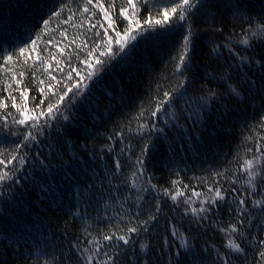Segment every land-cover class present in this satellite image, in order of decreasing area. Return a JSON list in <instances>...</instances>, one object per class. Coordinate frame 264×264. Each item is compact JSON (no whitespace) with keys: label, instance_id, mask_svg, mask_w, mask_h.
<instances>
[{"label":"snow or ice","instance_id":"obj_1","mask_svg":"<svg viewBox=\"0 0 264 264\" xmlns=\"http://www.w3.org/2000/svg\"><path fill=\"white\" fill-rule=\"evenodd\" d=\"M227 2L233 12V19L240 22L241 31L239 34L233 33L224 37L222 43L212 41V47L207 52L197 49L200 37L199 21L196 19L197 13L208 7L206 0H169L162 7L150 3V0H121L119 4L117 0H107V3L106 0H84L82 5L77 4V10L81 16L88 14L96 17L98 9L103 14V19H97L96 23L90 24V28L95 29L99 25L102 32L95 31L92 37L82 39L79 45L76 44L75 36L68 44H64V40L68 38L67 28L62 29L61 25L69 24L76 13L68 4L61 3L59 10L54 9L47 19L41 17L43 28L34 40L2 58L0 71L11 62V67L7 70L16 88L13 89L12 83L0 87V92L7 90V97H0V109L11 107L16 115L11 112L0 113V121L3 122L0 127L7 129L9 135L18 139L14 142V147L0 149V188L4 187L6 180L11 182L9 187L18 183L21 178L18 174L25 170V157L31 145L41 143L42 137L47 138L48 134L54 131H62L64 124L71 122L73 117L70 109L75 107L78 99H86L88 84L82 81L97 77L118 52H124L128 41L134 40L135 34H139L137 30H154L157 25H179L181 29L180 44L172 58L171 86L166 90L157 91L155 98L148 101L150 107L142 105L139 113L133 118L137 121L135 134L140 136L142 141V144L138 145L139 154L133 150L131 142L120 149L121 155L128 152L130 157L135 158L127 179L124 180L120 174L124 165L118 158L114 161V170L104 177L109 182L121 179L125 186L130 184L136 190L133 201L135 211L124 208V216L116 213L115 223L112 225L116 231L93 235L85 227L87 246H81L79 242L70 244L67 252L62 251L59 255L55 252L49 253L45 246L34 253V259L18 254V259L23 260V264H28V259H33V264H73V260L75 264H153V255L156 257V264H159L160 260H163V264H264V144L258 145L255 150L246 148L243 156L237 155L228 162V167L214 172L210 177L198 178L204 181L207 192L195 191L184 185L182 180L176 179L171 181V188L163 189L161 194V190L152 183V177L147 175L145 168V159L154 147L151 143L153 135L164 131L153 122V118L160 114L166 117V126L169 122L175 124L181 117L185 120L206 122L204 113L223 99L248 104L257 98L260 101V111L264 113V5L259 16L253 17L241 10L239 0L236 3H231V0ZM65 9L71 14L61 19ZM144 11H147V15L143 24L148 25V29L143 28L141 24L140 13ZM153 13L160 18L153 20ZM208 15L209 22L214 24L215 16L211 12ZM53 21H56V29L52 31L61 38L60 41L49 31ZM245 24L247 27H244ZM74 27H83V23ZM110 32L115 35H110ZM213 32L224 36L223 28L214 27ZM45 34L48 35L45 44L57 48L63 59H57V55L50 50L47 56H44L42 53L45 50L38 49L37 41ZM114 43L118 45L117 48L113 47ZM69 47H72V51L66 52L65 49ZM238 48L241 50L237 51ZM198 56L210 59L217 67L206 70L200 77L203 82L197 88L193 66ZM73 60L77 65L85 66L86 75L81 76L79 67L72 66ZM52 61L56 62L57 70L71 83L63 84L52 74ZM62 65L69 71L64 73ZM17 68L21 70L17 71ZM37 73H40V76ZM74 73L79 79L74 78ZM25 76L36 81L37 95L31 97V107L30 89L27 86L21 87L24 81L17 78ZM41 76L45 78L42 79ZM211 84L216 87H210ZM56 85H60L58 90ZM190 89H193L191 93ZM13 91L18 93L19 102ZM7 101H10V104ZM181 101L183 106L178 111L176 105ZM142 120L145 122L141 123ZM258 123L259 127L264 129V115H261ZM126 128L131 131L130 127ZM114 137L124 141L125 130L121 129L106 139L114 141ZM245 139L250 140L251 137ZM260 139L264 140V137ZM82 147L87 150L86 144ZM115 147V143L106 144L99 151L112 153ZM85 155H88L87 151ZM75 159L79 161L80 157L76 156ZM69 160L71 161L72 157H69ZM13 162L16 163L13 165ZM40 164L48 167L43 160H40ZM65 167L70 165L66 163ZM85 175L87 179L80 181L77 178L76 181L75 192L81 206L97 196L96 185L89 183L93 177L87 173ZM176 175L179 176V173ZM95 179H101V175L95 174ZM225 183L228 187L224 186ZM237 184L242 186V190L236 187ZM115 187L118 192L120 185ZM103 188L104 185L101 184V189ZM182 189H187L190 195H185ZM108 191L109 197L105 199H114L121 207L128 204V197H111V189ZM150 191L156 192L157 196L146 202L145 194ZM101 196L103 197L102 192ZM162 197L170 198L176 208L182 204V216L191 217L196 222V227L203 228L206 221L210 222L222 237L220 246L207 242L200 245L191 237L190 232L178 229L175 225L171 226L168 237L162 238L158 251L150 243L140 242V237L143 235L147 239L159 223L164 207ZM201 197L203 199H200ZM222 208L228 213L227 221L217 218ZM73 215L86 221V213L76 211ZM257 228L259 230L254 231ZM98 237H102L106 243H102ZM4 240L7 241L4 244L6 250L11 247L15 251L22 247L19 237L10 238L5 235ZM137 244L139 253L136 250ZM48 256H51V259H48ZM0 264L5 262L0 260Z\"/></svg>","mask_w":264,"mask_h":264},{"label":"trees","instance_id":"obj_2","mask_svg":"<svg viewBox=\"0 0 264 264\" xmlns=\"http://www.w3.org/2000/svg\"><path fill=\"white\" fill-rule=\"evenodd\" d=\"M120 2L121 0H117L118 4ZM168 2L169 0H150V3H155L157 7H162ZM206 2L208 7L202 9L196 16L199 21L200 37L197 49L198 51L203 49L205 52L212 47V41L222 43L224 37L233 33L239 34L241 31L240 22L233 19V12L227 0H206ZM236 2L237 0H231V3ZM61 3L68 4L76 13L69 24L61 25L62 29L67 28L68 38L64 40V44H68L75 36L76 44L79 45L82 39L92 37L95 31L102 32L99 25L95 29L90 28V24L96 23L97 19H103V14L98 9H96V17L88 14L81 16L80 11L77 10V4L82 5L84 0H0V61L6 54L14 53L20 46H25L34 40L43 28L41 17L47 19L54 9L59 10ZM239 3L243 12L258 17L264 0H239ZM209 12L215 16L214 24L209 22ZM70 14L68 9H65L61 19ZM146 15L147 11L141 12L140 18L142 27L148 29V25L143 24ZM157 18L160 17L153 13V20ZM174 19L173 17L172 20ZM80 23H83V27H74ZM104 23L106 26V22ZM214 27L223 28L224 36L215 34ZM244 27L247 25L245 24ZM53 29H56V21L52 22L49 31L57 41H60L61 38L52 31ZM137 31L139 34H135L134 40L128 41L124 52H118L97 77L82 81L88 84L86 99H78L75 107L70 109L73 117L71 122L65 123L62 131H54L48 134L47 138L42 137L41 143L31 145L25 157L27 160L24 165L25 170L18 174L21 177L18 183L9 187L11 182L6 180L4 187L0 188V241H3L0 243V260L5 264H23V260L18 259V254H22L24 258L34 259V253L45 246L49 253L55 252L57 255L62 251L67 252L70 244L79 242L81 246H87L85 227L93 235L116 231L112 226L115 223L116 213L124 216V208L135 211L133 201L136 190L130 184L125 186L121 179H113L109 182L104 177L114 170V161L118 158L124 165L120 174L124 180L127 179L135 158L130 157L128 152L121 155L120 149L131 142L133 150L139 154L138 145L142 144V141L141 137L135 134L137 121L133 118L139 113L142 105L150 107L148 101L150 98H155L157 91L166 90L171 86L172 58L176 55L181 40L179 25L165 27L157 25L154 30ZM80 33L85 35L80 36ZM109 34L115 35L112 32ZM47 39L48 35L45 34L40 41H37L38 49L45 50L42 53L44 56H47L50 50L57 55V59H63L57 48L45 44ZM72 47L66 48L65 51H72ZM113 47L117 48L118 45L114 43ZM225 56H227L226 50ZM72 66L79 67L81 76L86 75L83 64L77 65L73 60ZM8 67H11V62L0 71V87L12 83L15 89L16 84L10 79ZM215 67L217 65L211 63L210 59L197 57V62L193 66L194 83L197 88L203 82L200 77L206 70L210 71ZM50 71L63 84L71 83L57 70L55 61H52ZM68 71L69 69L64 67V73ZM37 75L40 76V73ZM73 75L74 78L79 79L75 77V73ZM17 78L24 81L21 87L27 86L30 89L29 106L31 107V97L37 95L36 81L27 76ZM209 86L216 87L215 84ZM59 87L60 85H56V90ZM189 91L191 93L193 89ZM13 95L18 97L15 91ZM0 97H7V90L0 92ZM7 102L10 104V101ZM182 106L181 101L176 105L177 110L179 111ZM6 112L16 115L11 107L0 109V113ZM261 115L264 113L260 111L258 98L248 104L223 99L204 113L206 122L185 120L181 117L175 124L169 122L166 126L164 124L166 117L162 114L158 115L157 118H153V122L164 131L157 132L152 137L151 143L154 147L150 149L149 156L145 159L147 175L152 177V183L157 185L161 194L163 189L171 188V181L176 179L182 180L184 185L195 191L207 192L204 181L198 178L210 177L214 172L228 167V162L237 155L243 156L246 148L251 147L255 150L258 145L264 144V140L260 139L264 137V129H261L258 123ZM129 121H131L130 125ZM2 123L0 121V125ZM126 126L130 127L131 131H128ZM121 129L125 130L124 141L115 137L114 141L106 139L107 136L114 135ZM246 137L251 139L246 140ZM17 139L16 136L9 135L7 129L0 127V149L14 147ZM112 143L116 145L112 153L99 151L106 144ZM85 144L87 150L82 147ZM85 151L88 155H85ZM76 156L80 157L79 161H76ZM69 157H72L71 161ZM40 160H43L48 167H43ZM15 163L13 162V165ZM66 163L70 167H65ZM85 173L93 177L89 183L96 185L97 196L81 206L75 189L77 178L80 181L87 179ZM176 173H179V176ZM95 174H100L101 179H95ZM101 184L104 185L103 189ZM116 185H120L118 192ZM224 186L228 187V184L225 183ZM236 187L242 190L240 184ZM109 189H111V197L118 196L120 199L128 197V204L121 207L116 200L105 199L109 197ZM182 191L185 195H190L187 189ZM145 196L146 202H150L157 193L150 191ZM161 202L164 207L159 223L147 239L142 235L140 242L150 243L158 251L162 238L168 237L171 226L175 225L178 229L190 232L191 237L200 245L207 242L220 246L222 237L210 222L206 221L203 228H198L191 217L182 216L184 207L182 204L176 208L168 197H162ZM76 211L86 213V221L76 218L73 215ZM217 218L227 221L228 213L222 208ZM125 219L127 220V217ZM258 230L257 228L254 231ZM5 235L10 238L19 237L22 247L15 251L11 247L6 250ZM98 238L102 243H106L102 237ZM136 250L139 253L138 244ZM47 258L51 259V256ZM33 259H28V264H33ZM73 264H75L74 260ZM153 264H156L155 255H153ZM159 264H163V260H160Z\"/></svg>","mask_w":264,"mask_h":264}]
</instances>
